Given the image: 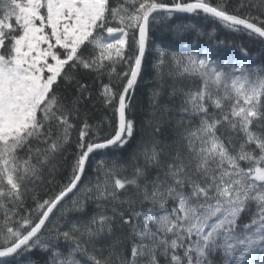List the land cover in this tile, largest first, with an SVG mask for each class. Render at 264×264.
<instances>
[{
    "label": "snow or ice",
    "instance_id": "obj_1",
    "mask_svg": "<svg viewBox=\"0 0 264 264\" xmlns=\"http://www.w3.org/2000/svg\"><path fill=\"white\" fill-rule=\"evenodd\" d=\"M184 20L264 44V0H0V264H264V64ZM165 21L205 46L150 41ZM169 55L193 84L170 93L186 119L166 144ZM145 73L147 135L132 118ZM62 161L67 183L40 199Z\"/></svg>",
    "mask_w": 264,
    "mask_h": 264
},
{
    "label": "trees",
    "instance_id": "obj_2",
    "mask_svg": "<svg viewBox=\"0 0 264 264\" xmlns=\"http://www.w3.org/2000/svg\"><path fill=\"white\" fill-rule=\"evenodd\" d=\"M167 2H171V0H167ZM238 0H230L232 5H236ZM257 14L256 10H253V15ZM197 22L201 23V30L205 33L212 32L215 29L214 35L217 40L222 41L223 43L220 45L222 47L221 52L224 55L235 54L236 49L239 46H243L248 49V51L252 54L253 58L256 60L257 64H264V44H261L259 39L255 37H249L243 33H235L231 32L226 28L217 27L216 25H207V21H177L176 24L180 23H192ZM169 22H161L156 25V27L149 33L150 41L154 40L155 43L159 44L161 40H171L174 47L172 50L178 52L189 51L190 49L187 47H181L180 45H188L189 41H191L194 45L199 44L200 48L205 46L206 41L208 40L207 35L200 36L197 39V34L194 31L183 32L181 36H177L176 34V24H172L171 27H168ZM153 32H155V36H153ZM225 48H227V52L225 53ZM224 52V53H223ZM153 63H155V52H153ZM147 56V53H146ZM213 58H219L214 56ZM166 63L164 66L165 73L171 72V77L165 76V79L162 84V96L160 103L165 107L168 114L170 115V119L164 124L166 131L165 137H162L164 143L170 144L173 140L178 139V129L176 121L178 119H186L183 113L179 112V106L181 104V96L179 91H177L176 95H170V93L175 90L187 89L192 86L193 82L190 79H186L183 75L180 74L178 68H176L173 64L172 57L166 56ZM144 79H140L137 82V86L135 89V93L132 97L133 99V108H132V118L135 119L138 123L139 132L147 135V130L143 127L149 119H151L152 107L150 104L152 91L154 86L158 84V78L153 74L145 73ZM93 78H90L89 82H92ZM105 83L107 79L105 78ZM94 96L96 92L99 90V82L94 85ZM95 105V107H93ZM89 115L92 120L101 119L102 117H107L104 122V132L102 135H107L112 131L110 125L113 121V114L108 112L102 108H100L97 101L94 99L88 105ZM179 113V114H178ZM159 119V117H157ZM91 122V121H90ZM173 133H176L173 135ZM77 133L75 130L72 132V138L75 140ZM74 151L73 148L69 149L68 157L69 161L71 159V153ZM62 166L55 172V174L49 177L47 174L45 176L44 182L35 186V193L38 194L40 199H47L53 196L56 192H58L59 188L62 184L67 183L68 176L70 174V168L68 167V163L62 161ZM89 179H94L93 174H89ZM51 180V182H49ZM32 190H30L25 194V201L28 207H35L31 197ZM70 206V205H69ZM91 210V209H89ZM72 215H76V213H72ZM249 217H245L244 221L248 222ZM63 223V220L61 221ZM98 248H105L106 253V245H97Z\"/></svg>",
    "mask_w": 264,
    "mask_h": 264
},
{
    "label": "rangeland",
    "instance_id": "obj_3",
    "mask_svg": "<svg viewBox=\"0 0 264 264\" xmlns=\"http://www.w3.org/2000/svg\"><path fill=\"white\" fill-rule=\"evenodd\" d=\"M220 49H222V47H220ZM221 51V50H220ZM222 53V52H221ZM224 53V52H223Z\"/></svg>",
    "mask_w": 264,
    "mask_h": 264
},
{
    "label": "water",
    "instance_id": "obj_4",
    "mask_svg": "<svg viewBox=\"0 0 264 264\" xmlns=\"http://www.w3.org/2000/svg\"><path fill=\"white\" fill-rule=\"evenodd\" d=\"M71 195V194H70Z\"/></svg>",
    "mask_w": 264,
    "mask_h": 264
}]
</instances>
